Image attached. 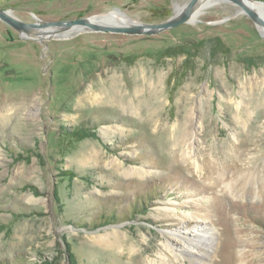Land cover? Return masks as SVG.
<instances>
[{
    "label": "rangeland",
    "instance_id": "rangeland-1",
    "mask_svg": "<svg viewBox=\"0 0 264 264\" xmlns=\"http://www.w3.org/2000/svg\"><path fill=\"white\" fill-rule=\"evenodd\" d=\"M191 1L0 9L156 25ZM33 36L0 20V264H189L165 245L182 253L197 229L214 236L207 264H264V37L241 8L211 3L154 36Z\"/></svg>",
    "mask_w": 264,
    "mask_h": 264
},
{
    "label": "water",
    "instance_id": "water-1",
    "mask_svg": "<svg viewBox=\"0 0 264 264\" xmlns=\"http://www.w3.org/2000/svg\"><path fill=\"white\" fill-rule=\"evenodd\" d=\"M218 2L229 3L241 8L246 13L253 23L257 31L262 37H264V12L260 9L255 10L251 5L263 4L255 0H217ZM204 0H192L188 5L179 9L176 14L169 20L156 24V25H144L141 23L131 26H112V25H100L91 22L93 18H100L104 14L76 20L73 22H50L29 25L22 23L11 15L9 11L0 9V20L17 31L23 39H35L33 35L39 32L56 33L59 31H67L76 29L78 32H97V33H112V34H126V35H148L154 36L172 29H175L185 23H187L196 13L203 8ZM106 13L107 15L110 14Z\"/></svg>",
    "mask_w": 264,
    "mask_h": 264
},
{
    "label": "bare ground",
    "instance_id": "bare-ground-1",
    "mask_svg": "<svg viewBox=\"0 0 264 264\" xmlns=\"http://www.w3.org/2000/svg\"><path fill=\"white\" fill-rule=\"evenodd\" d=\"M211 3H218V1L217 0H204L203 7H205ZM251 7L255 10L260 9L262 12H264V5L263 4L258 3L255 5H251ZM91 22H93L95 24H100V25H112V26H131L134 24H138V22L134 21L133 19H130L125 14L120 13L118 11L111 12L108 15L104 14L100 18L95 17L91 20ZM263 29H264V27H263ZM67 31H60V32H67ZM193 131H191V132H193ZM188 134L189 133L187 131V136H188ZM192 145H193L192 143L189 144V146H190L189 148H191V150H192ZM189 153H191V152H189ZM183 236L184 237L182 239L185 240V242H186L185 243L187 245L186 248H189V249L184 250V252H182V253H178V252H175V250H173L169 244L168 245L166 244L165 248L167 249V251L169 253H171L172 255H174L176 260H178L179 262L182 259L186 260L185 255H188V256L190 255L191 257L193 256L194 258L195 257L198 258V262H194V260L192 259V260H189V264H207L209 262V259H211L213 257V252L211 251L213 248V237H214L213 233L208 229H204V230L197 229L195 231L194 235H189L186 233ZM202 240L205 241L204 246L207 248V250H205L204 252H202L201 250L198 249L199 246H201V243H199V242H201ZM202 245H203V243H202ZM196 252H199L202 255H200V257H197V255H195ZM182 264H184V263H182Z\"/></svg>",
    "mask_w": 264,
    "mask_h": 264
}]
</instances>
